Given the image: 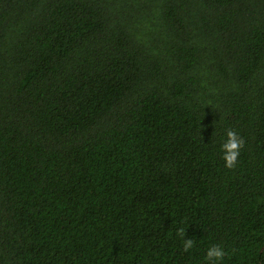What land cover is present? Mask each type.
I'll return each mask as SVG.
<instances>
[{
    "label": "trees",
    "instance_id": "obj_1",
    "mask_svg": "<svg viewBox=\"0 0 264 264\" xmlns=\"http://www.w3.org/2000/svg\"><path fill=\"white\" fill-rule=\"evenodd\" d=\"M211 244L264 264V0H0V264Z\"/></svg>",
    "mask_w": 264,
    "mask_h": 264
},
{
    "label": "clouds",
    "instance_id": "obj_2",
    "mask_svg": "<svg viewBox=\"0 0 264 264\" xmlns=\"http://www.w3.org/2000/svg\"><path fill=\"white\" fill-rule=\"evenodd\" d=\"M226 139L219 146L221 158L224 160L226 168H232L236 165L240 149L244 145L243 138L235 130L228 129L225 133ZM182 239V248L185 252L192 249L195 245V240L184 236V229H180ZM226 256L225 249L220 244H211L205 250L203 260L205 264H223Z\"/></svg>",
    "mask_w": 264,
    "mask_h": 264
}]
</instances>
